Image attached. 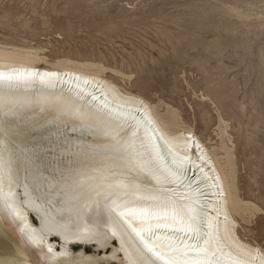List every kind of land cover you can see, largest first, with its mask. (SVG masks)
<instances>
[{
  "label": "snow or ice",
  "instance_id": "snow-or-ice-1",
  "mask_svg": "<svg viewBox=\"0 0 264 264\" xmlns=\"http://www.w3.org/2000/svg\"><path fill=\"white\" fill-rule=\"evenodd\" d=\"M89 84L97 82L35 67L0 68V213L20 221V233L45 251L47 264H96L71 253L67 242L102 247L111 239L119 241V264H264L260 248L233 239L227 228L220 235L213 217L200 208L199 183L195 188L184 183L183 161L165 160L152 132L137 118L139 109L120 98L110 104L106 94L101 98L89 91ZM29 90L43 94L38 102L45 107L58 104V119L50 122L56 132L45 137L58 143L21 146L23 133L13 124L32 103L18 95ZM65 90L67 99L55 95ZM66 118L78 120L81 130L106 142L70 140L60 132ZM29 126L30 134L44 127ZM125 128L128 134L122 138ZM21 172L28 207L40 217L39 229L28 223L17 200ZM141 177H150L158 189L146 187ZM48 236L65 242L59 251L47 244ZM0 257V264L23 260L10 243H0Z\"/></svg>",
  "mask_w": 264,
  "mask_h": 264
},
{
  "label": "rangeland",
  "instance_id": "rangeland-1",
  "mask_svg": "<svg viewBox=\"0 0 264 264\" xmlns=\"http://www.w3.org/2000/svg\"><path fill=\"white\" fill-rule=\"evenodd\" d=\"M0 44L102 63L211 146L223 128L237 191L257 206L247 238L264 247V0H0Z\"/></svg>",
  "mask_w": 264,
  "mask_h": 264
},
{
  "label": "bare ground",
  "instance_id": "bare-ground-1",
  "mask_svg": "<svg viewBox=\"0 0 264 264\" xmlns=\"http://www.w3.org/2000/svg\"><path fill=\"white\" fill-rule=\"evenodd\" d=\"M44 52H46L44 48L0 44V68L8 71L12 67H35L41 72L56 71L61 74L68 73L88 78L97 82V85L93 87L89 84L85 87L94 92L97 97L103 98L106 94L108 103L114 104L117 98L131 101V106L139 109V112L136 113L137 118L152 132L165 160L172 161L175 158L177 162L183 161L181 173L184 183L191 188H195V185L199 183L200 208L213 217V223L218 227L220 235L223 237L225 228H227L233 239L264 251L263 246L247 238L244 225L249 222L250 216L257 206L251 201L243 199L237 191L234 177L235 168L232 164L231 154L224 146L223 128H221V146H211L195 132L193 127L179 123V115L175 110L169 109L166 115L162 114L143 95L123 88L111 75L107 74L110 67L93 60H77L71 57L49 62L46 56L41 55ZM64 87L67 89L68 86ZM18 95L32 101L30 106L22 110L20 115L15 118L13 124L23 133L20 140L21 146L31 147L38 142L40 145L48 147L50 144L58 143L59 141L55 137L50 140L45 139V137H49L50 133L56 132V127L50 122L58 119V104L54 102L47 107L43 106L38 102V98L43 94L38 91H21ZM55 95L67 99L69 93L66 90L57 91ZM83 108H86V102L82 105V110ZM32 123L44 127L30 134L29 125ZM78 123V120L74 118L61 119L60 132L72 141L80 140L96 144L106 142L103 138H94L86 131L81 130ZM73 127L76 128L75 132L72 131ZM127 134L128 129L125 128L119 133V136L123 138ZM5 143H7L6 140ZM169 145H171L170 149ZM192 146L194 147L193 151H191ZM220 149H223L224 152H220ZM184 157H187L186 161L183 160ZM45 174L47 175V173ZM23 176L24 173L21 172L20 183L15 189L17 200L28 223L39 229L40 217L36 211L28 207L27 198L24 196ZM141 182L152 190H157L159 187L150 177H141ZM165 187H175L178 191H184L178 185H166ZM29 192L32 197H35L31 186ZM36 203L39 204L40 201L37 200ZM31 216L36 220V223H33ZM19 227V220L13 221L11 218L7 220L0 213V243H10L15 248L18 257L23 258L21 264H47L45 251L31 245L30 242L28 243L26 235L20 233ZM46 242L55 245V251H59L60 246L65 243L57 236H48ZM66 246L71 253L90 257L96 264H119L122 258V253L116 252V249L119 248V241L116 239L109 240L102 247L96 246L94 243L81 246L77 245L75 241L67 242Z\"/></svg>",
  "mask_w": 264,
  "mask_h": 264
}]
</instances>
